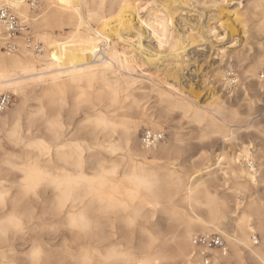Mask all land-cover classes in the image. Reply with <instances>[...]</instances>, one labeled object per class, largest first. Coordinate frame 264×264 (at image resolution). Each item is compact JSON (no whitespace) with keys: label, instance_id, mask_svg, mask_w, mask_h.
I'll use <instances>...</instances> for the list:
<instances>
[{"label":"bare ground","instance_id":"bare-ground-1","mask_svg":"<svg viewBox=\"0 0 264 264\" xmlns=\"http://www.w3.org/2000/svg\"><path fill=\"white\" fill-rule=\"evenodd\" d=\"M199 1L198 4L203 9L214 12L206 16V23L210 20L214 22L206 24L204 27L197 23L188 26L186 29L184 28L179 33L174 28L171 15L167 11V7L171 4L169 0H163V3H160L162 9L154 6V9L147 12L146 2L141 3V0H85L86 3L103 4V7L82 10L81 17L76 21L68 19L67 23H59L55 26L45 25L46 38H38L37 35L31 37L33 44H40L38 51L27 48L25 43H19V41H24L23 36H19L15 39L19 51L7 53L9 59L16 60L23 57L25 61L33 65H41L40 71L44 75L42 80L29 79L9 84L7 87L0 86V95L10 93L16 99L13 106L0 115V136H5V139H7L5 126L10 124L8 132L15 134V143L10 144L14 147L19 146L24 158L23 162L17 164L16 161L19 156L12 153V159H8L2 164L7 169L14 170L28 163L29 159L45 160L48 162V166L52 165L53 156L57 160H63L65 167L56 169V171L60 177L71 180L72 183L47 184V177L39 175L28 177L21 175V179H28L32 183L42 186L41 189L51 191L52 198L48 212L63 215L64 227L70 234L68 244L64 248L67 252L66 259L69 261H71L73 255H79L81 252L88 253L89 250L96 248H105L106 251L111 248L121 249L137 261L154 262L163 260L167 251L166 248L164 250L155 245L150 247L145 245L139 249H134L130 245L131 243L125 240V234L123 237L118 235L116 228L117 223H122L124 229L129 230L132 228L128 225L129 215L136 217L137 221H146L151 213L159 211L162 207H167L170 210V216H179L182 221L179 223L181 225L180 230L172 236L174 242L172 248L176 249L175 259L178 264L181 260L191 258L185 256L188 249L195 253L191 239L196 232L204 235L218 233L224 237L222 238L227 244L230 243L223 232L222 222L226 216L216 215L210 210L200 208L199 196L196 192L192 193L191 203H189L190 185L184 184L175 172L168 171L166 168H153L148 157L151 156L152 160H158L159 155L155 152V146L152 151V149H146L143 146L140 148L136 143V133L139 127L144 125L149 130V125L153 119H158V115L147 114L146 104L151 95L155 96V103L160 107L163 106V102H167L177 109L187 108L193 119L199 113L191 102L184 100V98L179 99L176 96L177 94L175 95V93L169 91L170 89L162 93L161 89L165 86L161 87L160 81H154L155 76L152 77L150 74L148 76H150L149 80L152 84L146 93L147 90L138 86L141 79L139 80L135 75L143 74V69L149 65H152L154 70L159 73L161 70L157 66V61L168 58L170 61H166L170 63L165 64L164 69L173 77V80H177V71L180 64L178 60L183 58L180 55L185 53L183 51L187 46H185L186 43L195 42L192 45L196 44L197 47L201 48L207 43L217 44L218 47L215 46L214 50L217 51L216 55H220V58H222L226 48L222 49L219 46L234 44L231 29L236 28L237 24L245 25L244 15L238 7L240 1L231 3L223 0ZM10 2L28 5L27 0H10ZM73 2L80 3L81 0H73ZM252 2L254 5L260 4V0H252ZM4 3H9V0H4ZM38 3V9L33 10L25 7L23 13H20L19 9L9 8L15 11L24 26H26V22L28 25L34 26L37 20L32 13L42 15L40 5H48L50 0H38ZM137 5H144V8L138 10ZM254 9L257 17L264 16V8L257 10V7L254 6ZM143 10L145 17L143 16L142 19L140 13ZM43 11L48 13L52 10L45 7ZM90 11L91 19L88 18ZM52 15L55 16V12H52ZM30 16L31 23L28 22ZM222 17H228L229 20L227 19L222 23L220 21ZM81 20H83V23L80 22ZM0 32H3L1 25ZM143 33H147L149 42L156 45V49L142 44ZM228 39L229 41H227ZM94 48L101 50L103 55H94ZM53 56H56L57 59L53 60ZM4 59L5 54H0V62H3ZM101 60L110 62L111 66L104 69ZM228 66L230 68V65ZM113 67L115 68L114 72ZM98 72H107L110 75L111 82L109 83L108 78L104 75L97 77L95 73ZM17 74L24 75L23 72H10V75ZM5 78H7V74ZM175 83L179 84V82ZM0 84H2V81H0ZM117 87L124 98L119 100L118 103H111L110 101L116 94ZM138 88L139 90H137ZM168 93H172V95H168ZM70 96L72 97V108L76 110L84 106L89 112L86 119L91 123L84 124L83 121L81 125L87 128L90 127L85 139H76L75 135L79 130H69L70 123L64 122L62 118L61 110L67 105V102L69 103L68 98ZM161 97H163V102ZM28 101L34 103L32 106L34 111H29L26 114L25 109ZM47 111H49L48 115ZM53 112L60 121L59 136L55 145L48 140H44L43 137L38 138V125L36 124L39 121H46ZM133 117L137 120L135 130L129 132L119 126L123 121L131 120ZM145 118L147 123H142ZM97 119L108 121L110 127L106 128L102 124H97ZM26 148H31L33 152H26V154L23 152V149ZM77 152L80 156H106L108 162L115 161V157L120 154L128 156L132 154L139 157L140 160L129 158L128 163L124 166H119L115 161L118 170L114 176L101 177L95 170L89 173L83 169H81L78 176L73 171H68V161ZM249 155H251L249 146H243V150L238 156L229 158L226 161L228 163L227 172L233 179H236V186L242 183L246 184L250 179L249 171L239 164L240 160L249 161ZM223 159L224 157L221 155L218 156L217 161L220 162ZM254 161V156H252L251 162ZM107 170L105 167L104 171ZM145 175L154 177L159 182L152 193L145 191L132 180L133 177ZM2 179L4 177L0 175V180ZM4 184L5 182H0V192L8 190L5 189ZM133 194L135 195L133 196ZM179 195L180 199L176 200ZM8 200H14V197H6V207ZM121 204H126L127 209L119 208ZM151 205L157 206L152 207ZM186 205L187 209L185 208ZM197 209L208 212L207 220L197 216L195 213ZM16 211L17 217L23 226L34 219L30 213L26 215L27 208L21 210L20 206L17 205ZM225 211L227 210L225 209ZM78 215H85L91 222L92 230L90 232L81 233L70 226L72 218ZM111 215L113 219H109L104 224L107 226L106 229L103 227L98 229V225L103 224L101 219ZM234 221L232 236L234 239H240L243 234V225L236 219ZM243 242L244 240L241 241V243ZM33 244L42 253L39 259L46 260V249L36 241L32 242L29 251L25 254L26 259L31 256ZM5 246L9 248V258H15V251L11 242L6 245L0 244V256L5 255L3 251ZM218 253L214 251L212 264H216L218 261ZM89 258L93 259L95 257L89 255ZM194 258L200 260L198 256Z\"/></svg>","mask_w":264,"mask_h":264},{"label":"snow or ice","instance_id":"snow-or-ice-1","mask_svg":"<svg viewBox=\"0 0 264 264\" xmlns=\"http://www.w3.org/2000/svg\"><path fill=\"white\" fill-rule=\"evenodd\" d=\"M254 6L257 7V10L264 8V0H260L259 5H254L252 0H249L247 4L243 0H240L238 4V7L242 11H248ZM0 7L19 9L20 13H23L25 7L34 10L36 4L24 5L23 3H11L10 0L9 3L5 4L4 0H0ZM45 7L52 11L44 13L43 10ZM102 7L103 4L86 3L85 0H81L80 3H74L73 0H50L48 5H40L42 15H36L35 12L32 13V15L36 16L37 20L33 28L38 38H46L47 32L44 27L45 25L55 26L59 23H67L68 19L76 21L81 17L82 10ZM140 8H144V5H137V9L139 10ZM150 10L151 6L146 9V12ZM52 12H55V16L52 15ZM88 18L91 19V11L89 12ZM28 22L31 23V16ZM80 22L83 23V20ZM252 34L254 36L258 34V42L262 49L258 53V58L257 56H253L246 60L244 56H241L240 62L232 64L231 68L226 63L217 72L213 73V76L218 78L220 85L218 92L213 93V95L221 97L215 104L213 110L207 108L201 109L199 105L193 106L199 113L193 119L189 109H177L173 105L163 102V97H161L163 106L157 108L158 119H153L149 125V137H151L154 131L157 138L155 142L156 154L172 164L180 161L181 157L186 156L191 149H195L192 153L193 155L199 154L201 151L200 146L203 145L204 148H207L206 142L213 136H223L228 140H233L239 133L246 131L259 133L260 152L256 154L259 167L257 168L255 166V162L246 165L250 175V179L246 184L242 183L238 186L230 184L227 190L220 192L217 186L211 181L207 184L201 183L206 177L200 176L194 186H189V203H191L192 193L196 192L199 196L200 208L229 218L235 215L236 221H239L243 225V234L240 236V239H234L232 236V224L235 221L223 225V232L228 237L230 243L222 252L218 253L219 259L216 264H264V190H262L257 200L255 198V189H253V185L264 184V16L257 18L252 24ZM0 42L4 43L5 48L12 45L9 35L6 32H0ZM28 42H31V37L28 38ZM19 43H24V41H19ZM220 47L223 49L227 46L221 45ZM93 51L94 55H103L99 49L94 48ZM52 59L56 60L57 57L53 56ZM101 65L104 69H108L111 66L110 62H106L105 60H101ZM41 68V65H33L25 61L23 57H19L16 60L9 59L8 54L5 53V59L3 62H0V81H2L0 86L7 87L9 84L19 83L20 81H27L29 79L42 80L44 73L40 71ZM12 71L16 73L23 72L24 75H10ZM114 71L115 68L113 67ZM151 71L153 70L148 69L143 75H147V72ZM6 74L7 78H5ZM95 75L97 77L104 75L108 78L109 83L111 82L110 75L107 72H98ZM169 87H173L171 81L168 82L165 88L161 89V92H167ZM175 88L178 90L179 86L176 85ZM168 95H172V93H168ZM123 98L124 96L121 95L117 87L116 94L110 102L118 103ZM152 106L155 108L157 104L154 102ZM174 112L177 114L173 115L172 113ZM80 121H84V124L91 123V121L86 119L84 113L80 115L76 124H79ZM96 123L102 124L106 128L110 127L109 122L106 120L97 119ZM142 123H147V119L145 118ZM196 124L200 126L196 127ZM219 125H223V128L220 129L218 127ZM10 126V124L5 126L7 139H5V136H0V139L5 140V145L15 143V134L8 132ZM119 126L131 132L137 126V120L133 117L131 120L123 121ZM75 127L76 125H74ZM59 128V118L53 112L46 121L38 124V138L43 137L44 140H48L55 145L59 136ZM78 130L82 133L86 132L83 126ZM251 138L253 140L256 139L255 136ZM245 143L247 144V140H245ZM248 159L252 161V156L249 155ZM115 164V161L108 162L106 156H80L77 152L68 161V171H73L79 176L81 169L89 173L95 170L101 177L114 176L118 170ZM64 167L65 163L63 160H57L53 156L51 166H48V162L45 160L29 159L28 163L23 164L20 168L14 169V171L21 173L25 177L32 175L47 177V184L72 183L71 180H67L58 175L56 169ZM105 167L108 169L107 171H104ZM4 171L5 177L11 176V171L8 169ZM132 180L136 185L149 193L154 192L159 183L154 177L147 175L133 177ZM0 182H5L9 185L15 184L19 189V191L12 193L14 200H8L7 207L5 204L8 190L0 192V244L6 245L10 242L13 232L21 233L24 230V226L17 217V205L20 206L21 210L27 208L28 212L26 215L30 213L34 217V223L29 229L30 232L33 229L35 230L34 239L39 240L40 233L42 232L48 233L54 231L48 228V221L40 211H32V209L38 208L40 203H42V186H38L28 179H21V176H16L14 180L4 178ZM250 196L252 197L251 200H249ZM242 198L244 201L243 207H241ZM151 206L156 207L157 205ZM119 208L127 209V205L121 204ZM185 208L187 209V205ZM162 211L170 212L166 207H162ZM200 215L204 217V220H207V211H201ZM181 222L179 216H173L170 221L171 224ZM128 225L136 229L138 249L145 245L149 247L159 245L162 249L171 242L170 230L163 225L157 226L149 224L145 226L143 223H137V218L131 215L128 217ZM70 226L81 233H88L92 230V224L85 215L74 216ZM100 227L106 229L107 226L101 223L98 225V229ZM233 240L234 242H232ZM242 240H244L243 243H241ZM49 244L51 245L50 240ZM181 247L183 248V245ZM3 251L5 255L0 256V264H176L175 257L177 255L176 249L172 248L165 252L163 260H156L154 262L146 260L137 261L121 249L111 248L106 251L105 248H96L89 250L88 253L81 252L79 255H73L71 261H69L66 259L67 252L57 245H51L46 250V260L39 259L42 253L35 244L32 245L31 256L27 260L10 259L9 248L6 246L3 248ZM89 255L95 258L90 259ZM198 255V253H192L188 249L185 252V256L191 258L181 260L179 264H204V259L206 258L202 257L200 260H197L194 257ZM208 264H212V261L209 260Z\"/></svg>","mask_w":264,"mask_h":264},{"label":"rangeland","instance_id":"rangeland-1","mask_svg":"<svg viewBox=\"0 0 264 264\" xmlns=\"http://www.w3.org/2000/svg\"><path fill=\"white\" fill-rule=\"evenodd\" d=\"M141 1H142L141 3L146 2L145 3L146 9L149 6H151V10L154 9L155 7H157L158 9L163 8L161 6L163 0H141ZM169 2L171 4L169 5V7H167V11L171 15L174 28L177 29L176 31L179 33H181V31L184 30V28L186 29L188 26L196 25L197 23H199L198 25L204 27L206 24H211L212 22H214L213 20H210L208 23H206L207 22L206 16H209L214 12H208L205 9H203L198 4L200 2L199 0H169ZM243 2L247 4L249 3V0H243ZM37 4L38 5L36 8L38 9L39 7L38 0H37ZM239 10L244 15L245 25L237 24L236 28H232L233 30L231 29V32L233 33L232 39L233 41H235V43L234 44L231 43L229 46L225 45L227 46L225 47L226 52L223 54L222 58H220V55L217 56L216 55L217 51L214 50V48L218 47L217 44L215 45L214 43L211 44L207 43L201 48V47H197L196 44L192 45V43L195 42H192L191 44L189 42L185 44V46L187 45L183 51L185 53H181L180 55L181 58L182 57L183 58L181 60H178L180 64H179V69L177 71L178 72L177 80L175 79L173 80V77H171L170 74H168L164 69L165 64L170 63L169 62L170 60L168 58L166 59L164 58L163 60L162 58L159 60V62L157 61L158 63L157 66L161 70L159 71V73L154 70V67L152 65L151 66L149 65L143 69L144 72H146L148 69H152L153 71L149 73L147 72V75H143L141 73L135 75V77H137L139 80L141 79L140 82L138 83V86H141L144 88V90H147L145 91L147 93L150 85L152 84V82L149 80L150 76H148L150 74L152 77L155 76L154 81H160L161 87L164 86L166 87L168 85V82L171 81L173 87H170L168 89H170L169 91H171L172 93H175V95L177 94L176 96L179 99L184 98V100H188L194 106L199 105L201 109L207 108L209 110H213L217 101L221 99L220 96L213 95V93H217L220 88V85L218 83V78L213 76V73L217 72L219 68L224 66L226 63L227 65H230L231 68L232 64L240 62L241 56H244L245 59L247 60L252 58L253 56H257L258 53L262 50L258 42V34L255 36L252 34V24L255 22L257 18H259L255 15L256 11L254 7L249 9L248 11H242L241 9ZM143 16L145 17L144 10L140 13V17L142 19L144 18ZM224 18L222 17L220 19L222 23H224L227 19L229 20L228 17L227 18L224 17ZM25 25L31 37L37 35L36 32L34 31L33 25H28L27 22L25 23ZM143 34L144 37L142 36V40H141L142 44L156 49L155 48L156 45H152L149 42V38L147 37L148 35H146L147 33H143ZM240 40L242 41V43ZM227 41H229V39ZM0 54H5V53L0 52ZM155 64L156 62L154 63V65ZM175 82H179V84ZM176 84L179 86L178 90L175 88ZM7 94L10 95L11 97V104L8 108L10 109L13 106V104L16 102V99L14 96H12V94L10 93ZM68 101L69 103L67 102V105L64 108H62L61 115L64 122L70 123L71 127L69 128V130L77 131L80 128V126L83 124V121H80L79 124H76L80 115L84 113L86 116L87 114H89V112L87 108L84 106H81L76 110L72 108L71 96L68 98ZM154 102H155V96L151 95L150 98L147 100V104H146L147 114L158 115L157 108L160 106L157 105V107L154 108L152 106ZM33 105L34 103H32V101H28L26 103V109H25L26 114L29 111L30 112L34 111V108H32ZM48 114L49 111H47V115ZM172 114L176 115L177 113L174 112ZM41 122L42 121H39V123ZM39 123L36 122L37 125ZM74 125H76L75 128ZM195 126L199 127L200 125L196 124ZM257 126H258V120H257ZM218 127L223 128V125H219ZM89 128L84 127V129H86V132L82 133L79 131L78 133H76L75 135L76 139L81 140L87 138V134H88L87 132H89L90 130ZM144 131H149V130L146 126L141 125L136 133V143L137 146H139L140 148H142L141 135ZM152 133L155 132L153 131ZM253 136L256 137L255 140L251 138ZM245 140H247V144L245 143ZM206 143H207V148H204L203 145H201L200 146L201 151L199 154L193 155L192 153L195 151V149H191L186 156L181 157L180 161L176 162L175 164L170 163L161 156L158 157V160H152L151 156H149L148 160L149 162H152L151 165L153 166V168L155 169L166 168L168 171L175 172L176 176H178L183 181L184 184H188L190 186H194L195 182L199 179V177L204 176L206 177V179L201 183L207 184L209 181H211L217 186L220 192H224L225 190H227L230 184L236 186V179H233L227 172L226 168L228 167V163H226V161L229 158L238 156L242 152L243 146H249V152L252 156H254L255 159L254 161L255 166L257 168L259 167V161L256 159V154L260 152V147H259L260 137L258 132L246 131L243 133H239L237 137L233 140H228L223 136H213ZM153 150L154 149L152 148V151ZM23 152L32 153L33 151L31 148H26L23 149ZM12 153L19 156V159L16 161L17 164H20L21 162L24 161V158L22 156L23 154H21L22 150L19 146L14 147L10 143L5 145V140H0V154H2L0 155V175L8 180H14L16 176H21V173L8 169L9 171H11V176L5 177L4 170L7 169V167L3 165L2 162H5L8 159H12L11 158ZM221 155L224 157V159L219 162L217 161V159L218 156ZM129 158H134L137 161L140 160L139 157H135L132 154L129 156L126 154H120L119 156L115 157V161L117 162V164H119V166L122 165L124 166L125 164L128 163ZM213 161H215V163H213ZM4 187L9 191L8 193L9 198L13 197L12 195L13 192L19 191L18 187L15 184L9 185L8 183H5ZM253 189H255V198L258 200L262 190H264V184L253 185ZM41 190L43 191L42 203H40L38 208L32 209V211H40L44 216V218L48 221V228L54 231H50L48 233L42 232L40 233L39 240L34 239L35 230L33 229L32 232L29 231L32 224L34 223V219H33L30 223L25 224L23 232L12 233L10 242L15 251V258L17 259H26L25 254L29 251L31 244L34 241L40 243L46 250L49 249L51 245H57L64 249L65 246L68 244L70 234L68 230L64 227L63 215L62 214L56 215L48 212V209L50 207L49 203L52 198L51 191L49 189H44V190L41 189ZM179 197L180 195L176 198V200H179L180 199ZM251 199L252 197L250 196L249 200ZM243 205H244V201L242 198L241 207H243ZM201 211L204 210L197 209L195 213L197 214L198 217L204 218L200 215ZM109 219H113V216L111 215L109 217H104L101 219V221L103 222V224H106L109 221ZM171 219L172 216H170L169 212H164L162 211V209H160L157 212L151 213L146 221L138 220L137 223H143L145 226L149 224H154L157 226L163 225L165 228H168L171 234V242L165 245L164 248L162 249L165 250L166 248V250H169L172 249V246L174 244L172 240V236L181 228V225L179 223L171 224L170 223ZM235 219H236L235 215H232L230 218L226 217L225 220L222 222V225L226 223H232V221H234ZM116 228L118 230L119 236L123 237L125 234V240L129 241L131 243L130 245L134 249L138 248L136 229L134 227L130 228L129 230H125L122 223H117ZM197 234L204 235L201 234L200 232H196V234L194 235ZM211 234H218V233H211ZM49 240L51 241V245L49 244ZM225 243L226 246H228L226 241ZM155 246L159 247V245H155ZM176 264L178 263L176 262Z\"/></svg>","mask_w":264,"mask_h":264},{"label":"built area","instance_id":"built-area-1","mask_svg":"<svg viewBox=\"0 0 264 264\" xmlns=\"http://www.w3.org/2000/svg\"><path fill=\"white\" fill-rule=\"evenodd\" d=\"M227 3H231L238 0H223ZM35 3L37 6V0H27V4ZM0 25L2 26L3 32L8 33L10 41L12 45L10 47L5 48L4 43L0 42V52L3 53H16L17 49L19 48L16 44L15 39L19 36H23L24 43L27 48L33 49L34 51H38L40 49V44H33L32 38L31 42H28V38L31 37L28 29L24 26L21 21L19 20L15 11L11 8H4L0 7ZM10 30V31H9ZM11 104V97L8 94H1L0 95V115L4 114L6 110L9 108ZM155 133L151 134L149 137V131H144L141 135V144L146 149H152L155 146L156 142ZM151 145V147H149ZM251 163V161H243L240 160L239 164L249 171L246 167ZM191 244L195 249V253H198L199 258H206L204 259V264H208L209 260H213L214 258V251L222 252L225 247L226 243L222 236L218 234H211V235H200L197 234L192 237Z\"/></svg>","mask_w":264,"mask_h":264}]
</instances>
